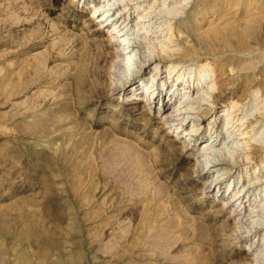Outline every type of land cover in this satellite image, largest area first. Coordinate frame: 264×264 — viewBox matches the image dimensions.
<instances>
[{"label": "rangeland", "instance_id": "1", "mask_svg": "<svg viewBox=\"0 0 264 264\" xmlns=\"http://www.w3.org/2000/svg\"><path fill=\"white\" fill-rule=\"evenodd\" d=\"M107 2L0 0V264H264V0Z\"/></svg>", "mask_w": 264, "mask_h": 264}, {"label": "bare ground", "instance_id": "2", "mask_svg": "<svg viewBox=\"0 0 264 264\" xmlns=\"http://www.w3.org/2000/svg\"><path fill=\"white\" fill-rule=\"evenodd\" d=\"M131 1V0H130ZM99 3V2H98ZM101 4V3H100ZM106 4V3H105ZM114 4L115 3H112V0H108V2H107V5L108 6H110V7H113L114 6ZM117 8V7H116ZM115 9V8H114ZM111 11V10H110ZM109 11V12H110ZM93 12V11H92ZM96 12V11H95ZM114 16V15H113ZM119 19H121V17H118L117 18V21H116V23H117V25H118V23H119ZM110 23V21L109 22H107V23H101V24H105L106 25V27H107V25ZM121 23V22H120ZM123 36V34H122V31H118V30H112V32H111V36H110V42H112V43H120V42H123V41H125V40H123L121 37ZM160 46V45H159ZM118 48H120V44H118ZM160 48V47H159ZM122 53L121 54H118L117 53V61L118 62H120V64L122 63V54L126 51L125 50V48H122L121 50H120ZM160 52V51H159ZM128 53H130V52H128ZM156 53H157V51H156ZM132 54V53H131ZM131 54H127V59H128V62H126L125 63V67L128 69V71H130V69H132V68H134V67H132V66H134V62L131 64V66H129L128 65V63H129V61H134L133 60V55H131ZM165 55V54H164ZM163 56V55H162ZM166 56V55H165ZM152 57V56H151ZM164 57V56H163ZM149 59V58H148ZM164 59V58H163ZM145 61V60H144ZM147 62V61H146ZM138 63V62H137ZM122 65V64H121ZM159 65L158 64H155V68L156 67H158ZM117 67V66H116ZM170 68V67H169ZM126 69V70H127ZM157 69H159V68H157ZM139 70V69H138ZM175 70V69H174ZM126 73V72H125ZM172 73H173V71H172ZM183 75V74H182ZM182 75H179L178 77H177V80H178V82H181L182 81ZM158 77V76H157ZM148 79H150V77H147ZM205 78V77H204ZM115 80V79H114ZM113 80V85H114V88L115 89H117L118 88V86L116 85V81H114ZM204 80V79H203ZM202 81V80H201ZM201 81H199L198 82V84H197V86H195V88L193 89V91H195V90H201V89H203L205 86H204V83L205 82H201ZM187 82V81H186ZM176 83V82H175ZM187 84V83H186ZM112 85V86H113ZM180 85L181 84H178V88H180ZM190 86V85H189ZM173 88V87H172ZM187 88H189V89H187L185 92H182V93H184V95H183V98H186V97H189V95L187 96L186 94H188L190 91H191V89H190V87H188L187 86ZM125 89V88H124ZM184 89V88H183ZM218 89H220V92H219V94L220 93H222L223 91H224V87H223V85H221V86H219L218 87ZM137 90V89H136ZM158 91H159V89H158V87L157 88H155L154 86H149V85H146V86H144V91L142 92V97H143V99H145V101L147 102L151 97H153V96H156V95H158ZM129 94H131V91L129 92ZM138 94V93H137ZM214 97H216V95L214 96ZM168 105V104H167ZM170 110L172 109V107H170L169 108ZM173 110V109H172ZM168 111V108L166 109L165 108V110L161 113V115H160V121H162V122H164L165 124H168V123H170V122H174V120L176 119L175 117H174V113L172 112V111H170V112H167ZM225 111V113L222 115V116H224V115H229V109H225L224 110ZM178 115V114H177ZM204 116V115H203ZM231 116V115H230ZM191 122V121H190ZM198 127V126H197ZM169 129H171V130H173V132H176V130H175V128H172V126H170V127H168ZM192 131H194V129H191V130H189V133H187V134H185L183 137H180V135L177 133L176 134V136L174 137V140H176V139H180V140H182L184 137H188V136H190L191 135V133H192ZM240 131H243V133L246 131V128H244L243 127V124H239L238 125V129H237V132H240ZM214 142H215V140H213V137H210L208 140H206L204 143H203V147L201 148V149H199V151L201 150L202 152L205 150V151H211V150H213L215 147L213 146V144H214ZM187 145H188V143L185 141V140H183L182 141V146L185 148V147H187ZM194 147V146H193ZM204 151V152H205ZM194 159V158H193ZM251 162V161H250ZM249 162V163H250ZM200 161L198 160V159H196L195 160V163H194V165L195 166H198V165H200ZM253 163V162H252ZM261 163V162H260ZM207 174V173H206ZM239 196L240 195H236L234 198H237V199H239ZM227 201V200H226ZM237 201V200H236ZM235 201V202H236ZM231 204V203H230ZM231 206V205H230ZM239 212V211H238ZM240 213H238L237 214V219L238 220H240ZM233 220V219H232ZM249 220V219H248ZM246 222V221H245ZM238 237V236H237Z\"/></svg>", "mask_w": 264, "mask_h": 264}]
</instances>
